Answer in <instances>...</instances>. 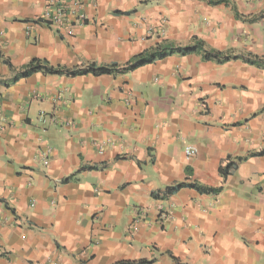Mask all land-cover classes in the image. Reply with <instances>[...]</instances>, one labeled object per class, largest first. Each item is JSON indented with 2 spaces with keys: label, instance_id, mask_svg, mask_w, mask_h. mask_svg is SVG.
Segmentation results:
<instances>
[{
  "label": "crops",
  "instance_id": "obj_1",
  "mask_svg": "<svg viewBox=\"0 0 264 264\" xmlns=\"http://www.w3.org/2000/svg\"><path fill=\"white\" fill-rule=\"evenodd\" d=\"M222 1L80 0L56 27L46 0H0V81L33 59L121 66L194 38L264 61V0ZM183 182L222 190L164 197ZM140 260L264 264V69L173 55L0 87V264Z\"/></svg>",
  "mask_w": 264,
  "mask_h": 264
},
{
  "label": "trees",
  "instance_id": "obj_2",
  "mask_svg": "<svg viewBox=\"0 0 264 264\" xmlns=\"http://www.w3.org/2000/svg\"><path fill=\"white\" fill-rule=\"evenodd\" d=\"M210 5H219L223 3L222 0H206ZM188 56V55H197L201 58L202 61L214 62L216 64H225L230 61L240 60L247 65L255 66L257 68L264 69V61L259 59L256 56H244V55H235L232 52L222 53L207 47V45L199 39L194 38L192 43L186 46H175L169 44L157 45L151 50L144 51L133 58H131L124 65H96L90 64L84 68L79 69H68L53 67L48 61L43 59H33L27 65L23 67L22 70L14 72L13 77L7 81H0V87H8L12 83H16L21 79L28 78L29 76L37 73L43 75H53V76H101V75H117V74H126L130 73L140 67L150 65L156 61L163 60L169 56ZM5 63L8 65L9 69L12 70L10 63L6 60ZM243 158H236L234 161L229 159L223 162L219 167L220 176L225 179L228 176V173L231 169L235 168L237 164L241 163ZM186 175H190V170H185ZM72 177H68L63 182H67ZM183 188H190L197 191L199 194L204 195H217L221 192L222 187L207 188L200 186L196 183H178L174 186L167 187L165 189L164 197L172 195ZM157 198V195H155ZM115 264H151V262L140 260L137 262H119Z\"/></svg>",
  "mask_w": 264,
  "mask_h": 264
},
{
  "label": "built area",
  "instance_id": "obj_3",
  "mask_svg": "<svg viewBox=\"0 0 264 264\" xmlns=\"http://www.w3.org/2000/svg\"><path fill=\"white\" fill-rule=\"evenodd\" d=\"M72 7L73 9L70 11L72 15L75 14L74 7H78L80 5V0H72ZM71 6L68 3H62L60 1L55 0H46V9L43 13V19L47 22H50L53 26H60L64 21V18L68 12V8ZM76 21L82 23L84 21V17L79 14L78 17L75 18ZM195 155V150L188 147L185 149V156L192 157Z\"/></svg>",
  "mask_w": 264,
  "mask_h": 264
}]
</instances>
